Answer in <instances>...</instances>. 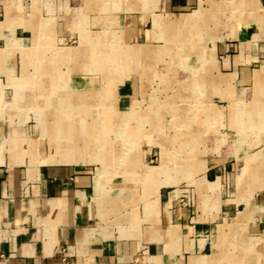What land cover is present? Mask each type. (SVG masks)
<instances>
[{
    "label": "rangeland",
    "instance_id": "374dc122",
    "mask_svg": "<svg viewBox=\"0 0 264 264\" xmlns=\"http://www.w3.org/2000/svg\"><path fill=\"white\" fill-rule=\"evenodd\" d=\"M213 1L214 20L204 22L193 46L146 37V21L136 40L122 1L118 12L94 7L81 20L60 11L51 20L50 0H6L21 19L38 20L43 36L36 49L8 57L0 126L10 128V153L23 163L75 162L96 175L108 197L95 201H107L117 215L128 218L146 205L158 210L165 200L171 211H186L188 225L204 216L211 253L229 258L213 264H264L256 215L241 221V207L222 205L211 224L205 214L210 200L229 198L246 161L257 168L264 158V0ZM202 11L211 12L206 4ZM51 28L62 32L54 45ZM211 46L216 71L205 65ZM68 152L75 161H65ZM209 168L219 176L217 195L201 196Z\"/></svg>",
    "mask_w": 264,
    "mask_h": 264
},
{
    "label": "crops",
    "instance_id": "0c3cea01",
    "mask_svg": "<svg viewBox=\"0 0 264 264\" xmlns=\"http://www.w3.org/2000/svg\"><path fill=\"white\" fill-rule=\"evenodd\" d=\"M120 1L121 9L132 15L127 28L136 40L141 36L139 22L146 21L150 23L146 37H162L165 43L184 39L195 46L204 22L214 20L213 0H50L45 11L50 12L51 20L55 14L58 19L60 11L68 16L79 15L82 20L94 7L103 13L108 9L116 12L118 8L114 7ZM203 4L211 12L204 14ZM5 5L6 0H0V76L11 66L8 57L13 51L25 53L31 46L34 50L43 36L38 20L21 19L16 10ZM140 5L146 6L145 10L140 11ZM161 28L171 33L164 34ZM51 30L49 36L54 45L62 32L58 28L56 32ZM85 35L82 31L80 37ZM113 35L117 36L116 32ZM242 36L251 37L247 30ZM31 37L35 40L29 46ZM193 46H188L189 51ZM205 56L206 68L218 70L217 49L211 46ZM52 67L57 68L58 64ZM1 88L0 79V99ZM22 130L21 126L17 128L18 132ZM10 131L9 127L0 126V264H213L229 259L211 253L209 225L202 219L204 216L188 225L186 211H171L166 201L160 200L158 210L144 205L123 218L117 210L108 208L107 201L104 205L95 201L98 196L108 197V190L101 188L104 184L96 175L75 162L29 164L12 156L11 144L4 135ZM263 159L257 168L245 162L241 173L230 182L229 198L220 203L210 200L205 214L211 224L216 221L217 208L227 205L232 209L241 207L236 212L241 221L256 215L264 231ZM218 179L215 169L209 168L204 174L208 189L201 196L217 195L212 187ZM199 203L204 214L202 201ZM210 239L213 246L212 236Z\"/></svg>",
    "mask_w": 264,
    "mask_h": 264
},
{
    "label": "bare ground",
    "instance_id": "6f19581e",
    "mask_svg": "<svg viewBox=\"0 0 264 264\" xmlns=\"http://www.w3.org/2000/svg\"><path fill=\"white\" fill-rule=\"evenodd\" d=\"M64 154H65L64 156H67L65 161H75V160L72 159L73 157L71 156V154L69 152L68 153H64ZM82 159H84V157Z\"/></svg>",
    "mask_w": 264,
    "mask_h": 264
}]
</instances>
